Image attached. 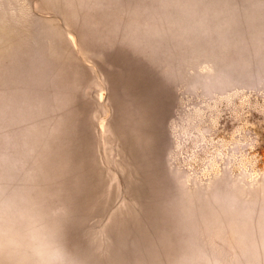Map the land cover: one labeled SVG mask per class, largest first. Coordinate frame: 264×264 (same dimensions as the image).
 Here are the masks:
<instances>
[{
  "label": "rangeland",
  "instance_id": "1",
  "mask_svg": "<svg viewBox=\"0 0 264 264\" xmlns=\"http://www.w3.org/2000/svg\"><path fill=\"white\" fill-rule=\"evenodd\" d=\"M0 264H264V0H0Z\"/></svg>",
  "mask_w": 264,
  "mask_h": 264
}]
</instances>
